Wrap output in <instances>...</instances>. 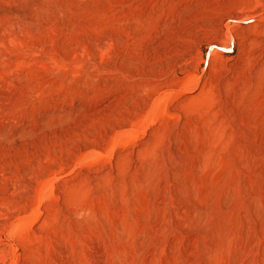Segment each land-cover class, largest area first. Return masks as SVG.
<instances>
[{
    "label": "rangeland",
    "instance_id": "rangeland-1",
    "mask_svg": "<svg viewBox=\"0 0 264 264\" xmlns=\"http://www.w3.org/2000/svg\"><path fill=\"white\" fill-rule=\"evenodd\" d=\"M0 264H264V0H0Z\"/></svg>",
    "mask_w": 264,
    "mask_h": 264
},
{
    "label": "bare ground",
    "instance_id": "bare-ground-1",
    "mask_svg": "<svg viewBox=\"0 0 264 264\" xmlns=\"http://www.w3.org/2000/svg\"><path fill=\"white\" fill-rule=\"evenodd\" d=\"M227 35V34H226ZM226 39V38H225ZM216 47V46H215Z\"/></svg>",
    "mask_w": 264,
    "mask_h": 264
}]
</instances>
